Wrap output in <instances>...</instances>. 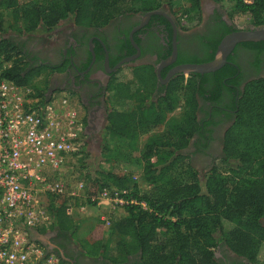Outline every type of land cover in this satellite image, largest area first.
<instances>
[{
  "label": "trees",
  "instance_id": "trees-1",
  "mask_svg": "<svg viewBox=\"0 0 264 264\" xmlns=\"http://www.w3.org/2000/svg\"><path fill=\"white\" fill-rule=\"evenodd\" d=\"M126 1L0 0L1 77L32 87L43 97L33 81L51 69L32 65L6 35L47 36L67 20L100 28L113 18L115 6ZM157 1L172 8L183 31L200 24L201 0H134L133 9H155ZM227 1L231 10L248 15L250 25L264 26V0H250V4ZM116 63L112 61L110 67ZM191 76L194 79H173L155 101L151 95L157 77L152 66L133 69L126 82H118V74L110 82L107 123L101 133L105 153L92 158L90 168L80 159V168L86 171L81 173L86 202L90 206L89 199L103 189L127 190L124 198L144 202L146 210L138 205L124 206L125 216L111 222L106 240L99 224L86 228L85 236L77 242L85 256L101 257L112 264H125L131 256L139 257L143 264H220L214 251L225 243L248 264H264V228L260 223L264 217V82L248 84L237 103L235 120L224 136L223 156L217 159L225 167L216 163L202 175L186 152L194 135L203 138L197 118V96L202 93L195 82L200 77ZM129 86H135L134 90L121 93ZM178 107L180 111H176ZM169 114L173 116L169 118ZM143 135L146 139L141 143ZM85 157L89 154L84 150ZM119 162L141 168L144 190L130 174L117 168ZM71 204L78 206L79 199H50L48 208L54 212V220L48 231L39 233L57 229L74 238L72 219L66 213Z\"/></svg>",
  "mask_w": 264,
  "mask_h": 264
},
{
  "label": "flooded vegetation",
  "instance_id": "flooded-vegetation-1",
  "mask_svg": "<svg viewBox=\"0 0 264 264\" xmlns=\"http://www.w3.org/2000/svg\"><path fill=\"white\" fill-rule=\"evenodd\" d=\"M155 9H128L113 16L103 27L76 25L67 20L69 29L59 35L56 43L39 36L20 37L6 35L10 42L27 54L32 65H43L51 69L48 94L66 92L72 95L83 113L85 128L90 116L92 124L85 145L101 142V133L107 123V96L110 82L118 71L124 68L136 69L152 66L155 74L162 63L168 61L175 49V60L161 68L164 80L174 68L185 64H204L212 61L222 39L227 35L261 26H238L234 20L222 12L213 0H201V21L197 27L183 31L172 8L164 1H157ZM157 3V4H158ZM215 3V2H214ZM156 12L157 14H151ZM227 30L228 32L219 39ZM218 42V43H216ZM264 41L241 42L227 55L226 62L217 71L195 78L202 96H197V118L203 138L194 135L187 152L192 162L201 166L202 174L209 171L217 159L222 158L224 136L235 120L237 103L248 84L264 82ZM94 50V61L90 52ZM98 49V50H96ZM213 49H215L213 51ZM102 53H100L101 51ZM90 53V54H89ZM108 55L110 72L105 68ZM213 54V58H209ZM101 55L103 59H100ZM128 59L118 70H111ZM117 61L110 67L112 61ZM182 61V62H179ZM37 63V64H33ZM224 69L225 72L216 75ZM188 75L187 79H194ZM205 75H209L204 78ZM174 74L165 83L158 82L152 92V99L164 95L165 88L176 77ZM157 77V75H156ZM201 83V84H200ZM156 99V100H157ZM206 131L205 133L203 131ZM197 144H200L198 149ZM194 165V164H193ZM264 228V217L260 219ZM43 244L48 251L60 258L61 264H112L101 257L85 256L74 238L60 230L48 232ZM220 264H245L247 261L232 252L225 243H220L214 251ZM125 264H143L137 256H131Z\"/></svg>",
  "mask_w": 264,
  "mask_h": 264
},
{
  "label": "built area",
  "instance_id": "built-area-1",
  "mask_svg": "<svg viewBox=\"0 0 264 264\" xmlns=\"http://www.w3.org/2000/svg\"><path fill=\"white\" fill-rule=\"evenodd\" d=\"M84 130L83 113L72 95L37 96L32 87L0 75V264H61L31 231H48L52 225L50 199H79L78 206L66 209L70 217L88 206L83 179L68 177L73 166L81 167L80 159L87 161ZM127 195V190L103 189L89 205L106 202L112 209L138 205L146 210L144 202L125 199Z\"/></svg>",
  "mask_w": 264,
  "mask_h": 264
},
{
  "label": "rangeland",
  "instance_id": "rangeland-1",
  "mask_svg": "<svg viewBox=\"0 0 264 264\" xmlns=\"http://www.w3.org/2000/svg\"><path fill=\"white\" fill-rule=\"evenodd\" d=\"M133 1L134 0H128V1H126L124 3H120V4L116 5L115 8H114V12H113L114 15H116V14H118L120 12H124V11H126V10H128L130 8L132 9L135 6ZM215 4H218L220 6V8L222 9V12H224L225 14L230 16V18L232 20H234V22L238 26L243 27V26L249 24L248 23V21H249L248 15L244 14V13H241L239 11H236V10H231L230 7L228 6L229 2L227 0H222L220 3H216V2L215 3L214 2L210 3L211 6H213ZM68 29H69V24L65 21L61 25H59L51 34H49L47 36H39V37H41L42 39H48V40H46L47 44L50 41L56 43V41H58V39H59V35L62 34L63 31H67ZM117 74H118L117 81L123 83V82H126L127 79L132 77V70L128 69V68H124L121 71H118ZM49 78H50V74L47 73V71H46V72H43L38 77H36L35 80L33 81V87L39 89L43 93V95L45 97H48V95H49L48 94L49 92L47 91V88L49 86ZM184 78L186 79L187 75L184 76ZM112 82H113V80H112ZM111 86H112V84H111ZM134 88H135V86L134 87L133 86H129V87L125 88L123 90V92H121V93H123V94L127 93L129 90L130 91L134 90ZM108 110H109V107H107V111ZM176 111H180V107H178ZM172 114H174V112ZM172 114L168 115L169 118H171V116H173ZM166 115H167V113H166ZM86 139H84V140H86ZM145 139H146V135L141 136L140 137V142L143 143L145 141ZM103 146H104V142L101 140L100 143L99 142H96L94 144L91 143V145L84 147V150L89 154V157H86V160H87L86 163L89 166V168L91 166V159L92 158H94L96 156H99L102 153V151H103V153H105V149H104ZM193 164H194L195 168L197 169V171L200 174H202L201 166H199L195 162H193ZM218 166L220 168H224L225 167L223 164H220V165L218 164ZM117 168L120 171L124 172V173L130 174L132 176V180L135 181L138 184V187H139L140 190H144L146 188L145 185L142 184V182L140 180V174H141V168L140 167L134 168L133 166H130V164H127V163H124V162H119L117 164ZM85 172L86 171H82L81 168H80V165L77 164L76 166H73L71 168V170H69V174L70 175L68 174V177L70 178L71 181L72 180L74 181L75 178H80L79 180H82L83 178H82L81 173H85ZM203 174H205V172ZM116 208H118V207H116ZM93 212H94V210L92 209V206H87L85 211H83L80 215L78 214V217H81L82 220L88 218V220L91 221V219H89V217L93 216ZM115 216H116L115 215V211L107 214V217H109V219H112ZM73 221H75V219ZM90 224H94V222H92ZM90 224H88V222L87 223H82L80 227L75 229V231H74L75 232L74 241L76 243L80 239H82L83 236H85V232L84 231H86V228H88L90 226ZM39 231H42V229H39ZM105 236L108 237L107 234ZM106 237H104V239ZM78 246H80V245L78 244Z\"/></svg>",
  "mask_w": 264,
  "mask_h": 264
},
{
  "label": "water",
  "instance_id": "water-1",
  "mask_svg": "<svg viewBox=\"0 0 264 264\" xmlns=\"http://www.w3.org/2000/svg\"><path fill=\"white\" fill-rule=\"evenodd\" d=\"M151 14H157V13L153 12ZM259 41H264V26L257 27V28H250L249 30H244V31L233 32V33L227 35L226 37H224L222 39V41L220 42V44L218 46L216 56L212 61H210L208 63H204V64L180 65V66L174 68L173 70H171L168 73L167 77L164 80H162V78L160 76L161 68L165 65H169L170 63H172L175 60L176 53H175V49H174L172 57L168 61L162 63L161 66H159L157 68L156 75H157L158 82L165 83L168 80H170L174 74H183L184 76H186V75L188 76L191 74L203 75V74L215 72V71L219 70L224 65V63L226 62L227 55L233 50V48L236 46V44L241 43V42H259ZM90 52L92 55V61H94L95 56H94V50L92 47L90 49ZM126 62H128V59L120 61L111 71L114 72V71L118 70ZM104 66L107 69V71L110 72V69L108 66V55H107V53L105 55ZM91 122H92V120H91V117L89 116L87 119V126L84 130L85 135H88V133H89V128L92 124ZM41 243L43 244V242H41ZM245 264H248V262Z\"/></svg>",
  "mask_w": 264,
  "mask_h": 264
},
{
  "label": "crops",
  "instance_id": "crops-1",
  "mask_svg": "<svg viewBox=\"0 0 264 264\" xmlns=\"http://www.w3.org/2000/svg\"><path fill=\"white\" fill-rule=\"evenodd\" d=\"M110 207L111 206L108 205L106 202H104V204L101 205V207H96V208L92 207L94 212H93V216L89 217V219H91V221H89L88 218L82 220L81 217H78L79 213H75V217L74 216L71 217L74 230L77 229L78 227H80L82 223L88 222V224H90V223L94 222V224H90V226H94V225L99 224L100 228H101V234H102V237L104 239V237H106L105 236L106 234L108 236V230H109L111 222L118 219V218H122L123 216H125V211L123 208H113L112 209ZM114 211H115L116 216L112 219H109V217H107V214L114 212ZM74 219H75V221H73ZM104 219H106L109 222L108 226H106ZM31 233H32V237L41 243L44 241V237L48 232L39 233V231L33 230V231H31ZM107 238L108 237H106L104 240H106ZM101 259L104 261L103 258H101ZM105 261H107V260H105Z\"/></svg>",
  "mask_w": 264,
  "mask_h": 264
}]
</instances>
